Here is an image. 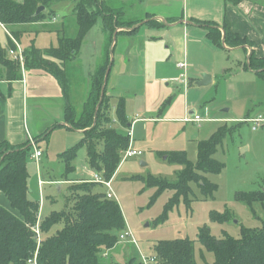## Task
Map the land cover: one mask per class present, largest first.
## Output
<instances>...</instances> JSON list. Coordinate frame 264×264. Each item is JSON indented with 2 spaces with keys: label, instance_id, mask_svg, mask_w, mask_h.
I'll use <instances>...</instances> for the list:
<instances>
[{
  "label": "rangeland",
  "instance_id": "374dc122",
  "mask_svg": "<svg viewBox=\"0 0 264 264\" xmlns=\"http://www.w3.org/2000/svg\"><path fill=\"white\" fill-rule=\"evenodd\" d=\"M114 1L115 3L113 0H103V2L97 0L91 9L99 12L103 7L107 11L112 9L116 16L120 12H125L127 23L140 20L137 24H132V29L137 28L142 23L141 20L146 19L147 11L181 16L187 5V0H126L125 3ZM65 3L66 8L59 5L60 7L54 10L53 15L58 17L56 21L52 20L53 16L46 18V23L37 24L36 29L28 30L23 35L20 41L22 50L31 48L32 45L40 49L58 47L61 37L76 35L78 25L76 16L72 15L74 4L71 1ZM66 15L68 17H65ZM105 15L106 13L103 12L98 14L95 26L88 32L83 43L79 58L83 66V75L86 73V76H89L90 71H94L91 69L90 61L93 56L90 53L96 51V48L100 47V42L103 41ZM67 24H70V28ZM144 28L150 30L147 27ZM138 35L140 39V33ZM7 38L6 29L0 25L2 47H7ZM245 60L241 50L231 51L222 47L215 57L203 64L202 68L193 61V64L189 66L193 68L187 76L188 83L189 79L200 78L202 74L210 75L212 83L201 87L195 83L191 87L187 85L184 94L188 103L186 112L188 123L183 121L156 123L154 121L144 126L147 120H144L143 116L140 117L134 146L135 149L139 147L140 150H136L141 151L143 155L123 161L114 176L111 189H107L114 194V199L119 204L125 220L126 230L124 231L130 233L131 237L120 240L111 251L103 249V264H126L132 258H136V262L147 261L146 264H154L150 259L155 257V245L158 242L177 239H189L194 242L198 264H213L214 253L207 250L199 241L202 229H209L211 235L218 239L225 237L240 239L243 229H260L263 226L264 208L261 203L249 206L236 198L239 192L264 190V80L250 70H244ZM100 61L98 57L97 62L100 63ZM179 72L182 74L179 78L186 74L185 70L179 69ZM142 78L143 75L140 72V86ZM174 84L170 83V87ZM78 87V92L84 89L83 80ZM72 93L73 91L70 92ZM190 110H195L204 121L202 123L188 121L194 118V115L189 116ZM258 116H261L259 119H263V122L249 121L239 125V122L246 117ZM220 127L225 128L228 134L217 148L214 158L222 163L224 168L218 174H204L218 187L213 195L205 198L201 189L193 184L192 191L187 197L176 199L173 190L158 192L159 188L146 183L151 177L175 181L183 166L170 161L167 157L169 152L183 150L195 165L198 159V143L208 140ZM117 130L124 136L128 135L126 125L117 126ZM65 132L73 139L81 137V133L76 131ZM231 132H233L232 135ZM47 143V139L40 141L39 149L45 154L41 162L27 160L30 194L28 195L32 200L40 202V214L43 216V221L52 213L61 212L66 208V200L71 196L70 185L73 183L47 182L41 189L38 185L39 177L47 180L64 181L66 177L79 180L80 173L82 174L85 170L92 171L85 147L78 151L73 162L75 170L67 175L59 156L61 153L56 154L53 163L45 166ZM59 185H63L61 189ZM30 190H32L31 193ZM105 192L106 189L103 188V193ZM227 213L229 218L221 221L212 217L213 214L223 217ZM61 228L60 225L54 227L51 234H56ZM122 233H119V236Z\"/></svg>",
  "mask_w": 264,
  "mask_h": 264
},
{
  "label": "trees",
  "instance_id": "16d2710c",
  "mask_svg": "<svg viewBox=\"0 0 264 264\" xmlns=\"http://www.w3.org/2000/svg\"><path fill=\"white\" fill-rule=\"evenodd\" d=\"M70 1L74 4L73 14L78 25L76 35L61 37L58 47L46 50H39L32 45L30 50L24 52V68L44 71L58 80L67 103L65 121L73 130L84 131L82 141L60 155L66 175L75 170L73 162L78 151L85 147L90 169L100 172L109 180L115 176L122 163V152L127 150L130 144L129 136L120 134L111 124L110 100L107 93L102 96L105 75L110 64L109 48L116 29L114 16L103 17L104 30L109 34L106 56L90 75V90L83 107L78 108L70 103V92L78 91V84L84 79L78 58L88 32L95 26L100 12L109 13L112 9L107 11L103 7L100 12L91 9L97 0H23L20 3L15 0H0V24L19 41L23 34V31H18L19 26L42 22L53 16L55 5ZM226 1L238 5L244 0ZM40 7L45 10L36 15ZM137 22L139 21L133 23ZM148 23L151 27L156 26L153 21ZM212 24L210 22L206 27L209 30L208 36L216 47H223V37L225 44L231 47L245 44L255 46L254 43L234 34L227 20L224 24V34L218 27H212ZM8 42L9 48H15L11 36ZM0 65L6 69L7 80L22 78L20 65L1 45ZM244 66L248 70L258 72L264 79V57L258 58L252 52L249 62ZM119 117L123 125L127 124L122 115ZM244 123L246 122H240L239 125ZM227 134L226 129L220 127L208 140L200 141L197 145L198 159L195 165L188 159L186 152L169 153L167 157L170 161L183 166L177 179L170 182L151 177L146 183L159 188L158 192L173 190L176 199L187 197L193 184L201 189L205 198L213 195L218 187L204 174H218L224 168L214 155ZM31 150L27 145L22 148L12 146L7 141L0 142V193L6 195L11 207L20 214V217L16 216L0 205V264H34L36 255L37 264H103V249L111 250L117 246L120 242L119 233L126 230L119 204L107 198L108 190L104 186L75 180V183L70 185L71 196L66 200V208L61 212L52 213L41 222L43 237L38 242L31 227L39 217L40 203L28 198L27 160ZM103 188L107 192L103 193ZM236 198L249 206L261 203L264 208L263 190L239 192ZM212 217L221 221L228 219L229 213L223 217L213 214ZM59 225L62 228L56 234H51V230ZM199 241L214 253L213 264H264V222L260 229H243L240 239H218L211 235L209 229L204 228L199 235ZM154 256V264H198L195 244L189 239L158 242L154 247ZM126 264L144 263L136 262V258H132Z\"/></svg>",
  "mask_w": 264,
  "mask_h": 264
},
{
  "label": "crops",
  "instance_id": "0c3cea01",
  "mask_svg": "<svg viewBox=\"0 0 264 264\" xmlns=\"http://www.w3.org/2000/svg\"><path fill=\"white\" fill-rule=\"evenodd\" d=\"M15 1L18 3L23 2V0ZM101 1L103 2V0ZM117 1L126 2V0ZM113 3H115L114 0ZM57 5L53 8L55 11L56 7H60L59 5L66 8V3ZM72 15L75 16L74 14ZM117 15L114 12L106 13V16H114L116 29L112 34V42L109 48L110 70L106 83L104 80L103 88L104 93H107L110 100L111 124L117 129V126L123 125L119 116L122 115L123 120L126 119L127 136H129L131 130L133 131L132 146L134 149L141 116H143L144 120H147L144 126L154 121L156 123L161 121L186 122L188 103L184 92L187 90V85L190 87L193 83L197 85V82L202 77L189 79L188 83L187 76L193 68L189 66L195 61L197 66L202 68L203 64L215 57L220 49L214 45L208 36L209 30L206 27L208 23L212 22V27H218L221 33L224 34V24L227 20L234 34L255 44L254 47L246 44L239 47H231L225 44V40L223 43L224 37L222 38L224 49L242 51L243 57L246 59L245 64L249 62L252 52L258 58L264 57V1L244 0L238 5H234L229 4L226 0H191V3L190 0H187V5L183 9L181 16L147 11L146 19L141 20L142 23L135 29H132V21L134 20L127 23L125 12H120ZM65 17H68V15ZM57 19L58 17L53 15L52 20L56 21ZM149 21H153L156 26L151 27L148 23ZM44 23H46V20L19 26L18 31H23L19 41L2 25L6 29L8 37L7 47L3 48L7 51L15 49L9 48V36L20 45L23 35L28 30H34L37 24ZM67 25L70 28V24ZM144 27L150 30H145ZM103 33V41L100 42V47L90 53L93 56L90 61L91 69L94 71L105 60L106 56L109 34L104 29ZM138 33H140V39L138 38ZM28 50L30 48H25L23 51ZM98 57L101 59L100 63L97 62ZM79 58L78 64L82 73L83 66L81 60L79 62ZM181 63H185L186 68H180L179 64ZM20 67L22 69V78L7 80L6 69L0 65V142L7 141L12 146L22 148L26 147V145L30 146L32 150L28 159L39 162L45 155L39 149L40 141L47 139V159L44 162V165L47 166L49 163L54 162L56 154H62L70 149V146L74 147V145L80 143L83 139L84 131L73 130L65 121L67 103L58 80L44 71L27 70L21 65ZM243 67L244 70H248L245 66ZM179 69L185 70L186 73L181 78H179L182 75ZM249 70L258 75V72ZM93 72L90 71V75ZM140 72L143 75L141 86ZM90 75L86 76V73L83 75L84 89L82 91H73L70 94V103L75 107H83L88 98ZM210 80L211 82H209ZM210 80H208V85L212 83V77ZM170 83L175 84L170 87ZM225 112H228V110H225ZM191 115H194V118L199 116L195 110H190L189 116ZM260 117H246L241 122H252V120ZM194 118L188 121L193 123H202L204 121L201 117L202 121H196ZM65 131L79 132L81 137L70 138ZM36 149L42 152V157L39 160L33 159V153ZM136 149L140 150L139 147H136ZM38 172L40 175L39 168ZM92 172L94 171L85 170L82 174L80 173V182L88 183L87 181L91 178ZM49 176L51 177L50 173ZM47 182L68 184L75 183V180L68 177L64 181L47 180L44 177H39L38 185L42 189ZM62 186L59 185V188L61 189ZM31 192L32 190H30ZM29 195L28 198L31 201H37L32 200ZM0 205L20 217L19 212L11 207L4 193H0ZM38 214L41 225L43 216L40 214V208Z\"/></svg>",
  "mask_w": 264,
  "mask_h": 264
},
{
  "label": "built area",
  "instance_id": "2783aa9c",
  "mask_svg": "<svg viewBox=\"0 0 264 264\" xmlns=\"http://www.w3.org/2000/svg\"><path fill=\"white\" fill-rule=\"evenodd\" d=\"M2 26V24H0ZM3 27V26H2ZM14 44H15V49H10L8 50V54L11 58H13L14 60H16L23 68H24V64H25V60H24V51L20 48V45L14 40L12 39ZM180 68H186V64L185 63H181L179 64ZM194 120L196 121H202V119L199 116H196L194 118ZM262 119H255L252 120V122H261ZM256 129V128H254ZM132 136H133V131L131 130L129 133V138H130V144L129 147L127 148V150H125L123 153V159L122 162L129 159V158H133L136 156H142V152L140 151H136L132 148ZM42 157V152L40 150H35V152L33 153V159L39 160ZM113 179L114 176L107 180L104 178L103 174H101L100 172H96V173H91V178L87 181L88 183H97L100 184L102 186H104L106 189H111L112 183H113ZM107 198L114 200V194L110 191L107 192ZM32 232L36 235L38 242L41 241L42 238V233L40 230V221L39 219L37 220L36 224L34 226L31 227ZM127 237H131V234L128 232H124L122 233V235L120 236V240H124ZM151 262H154V259L151 258L150 259ZM31 262V261H30ZM34 264H37V255L34 258ZM147 261H144V264H146Z\"/></svg>",
  "mask_w": 264,
  "mask_h": 264
},
{
  "label": "water",
  "instance_id": "95a60500",
  "mask_svg": "<svg viewBox=\"0 0 264 264\" xmlns=\"http://www.w3.org/2000/svg\"><path fill=\"white\" fill-rule=\"evenodd\" d=\"M44 10H45L44 7H40V8L37 10L36 15H39V14L42 13V11H44ZM223 43H224V38H223ZM110 65H111V64H110ZM110 65H109L108 70H107V75H106V78H105V83H106V81H107L108 73H109V70H110ZM210 79H211V76H210V75H208V74H203V75H202V79L199 80V81L197 82V85H198V86H205V85H208V80H210ZM209 82H211V80H210ZM103 95H104V88H103V90H102V96H103ZM263 191H264V190H263Z\"/></svg>",
  "mask_w": 264,
  "mask_h": 264
}]
</instances>
